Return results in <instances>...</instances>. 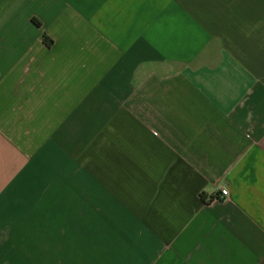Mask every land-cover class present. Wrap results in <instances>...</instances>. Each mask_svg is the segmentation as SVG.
Instances as JSON below:
<instances>
[{
	"label": "crops",
	"instance_id": "obj_1",
	"mask_svg": "<svg viewBox=\"0 0 264 264\" xmlns=\"http://www.w3.org/2000/svg\"><path fill=\"white\" fill-rule=\"evenodd\" d=\"M0 264H264V0H0Z\"/></svg>",
	"mask_w": 264,
	"mask_h": 264
},
{
	"label": "built area",
	"instance_id": "obj_2",
	"mask_svg": "<svg viewBox=\"0 0 264 264\" xmlns=\"http://www.w3.org/2000/svg\"><path fill=\"white\" fill-rule=\"evenodd\" d=\"M221 194L223 197L227 196L228 195V190L227 189H222L221 190Z\"/></svg>",
	"mask_w": 264,
	"mask_h": 264
},
{
	"label": "trees",
	"instance_id": "obj_3",
	"mask_svg": "<svg viewBox=\"0 0 264 264\" xmlns=\"http://www.w3.org/2000/svg\"><path fill=\"white\" fill-rule=\"evenodd\" d=\"M34 22H35L36 24H38V25L41 24V23H40L38 20H36V19H34Z\"/></svg>",
	"mask_w": 264,
	"mask_h": 264
}]
</instances>
